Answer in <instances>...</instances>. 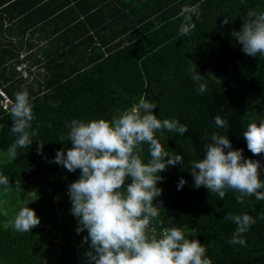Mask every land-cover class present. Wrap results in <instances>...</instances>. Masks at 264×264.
<instances>
[{"label": "trees", "instance_id": "trees-1", "mask_svg": "<svg viewBox=\"0 0 264 264\" xmlns=\"http://www.w3.org/2000/svg\"><path fill=\"white\" fill-rule=\"evenodd\" d=\"M250 9L264 11V0H0V90L10 101L0 103V174L9 177L8 187L0 185V264H87L88 245L81 246L87 231L77 235L68 196L80 170L52 161L71 147L66 122L110 120L141 97L156 102L161 121L188 128L184 135L156 132L164 150L183 155L184 163L160 173L163 192L154 204L162 206L150 228L159 234L186 226V237L205 246L212 264H264V201L246 196L237 203L232 190L220 200L195 188L189 171L211 142L205 133L227 135L234 149L255 157L242 134L264 120V56L243 53L231 36ZM187 17L195 26L182 35ZM192 63L206 80L193 81ZM199 83L207 84L203 94ZM23 90L33 105L29 131L37 135L13 160L11 108ZM217 115L227 120L226 132L215 126ZM142 147L147 162L149 146ZM181 178L187 183L178 190ZM26 205L41 223L23 233L6 228ZM227 213L256 218L239 237L244 245L230 242L237 225L223 218Z\"/></svg>", "mask_w": 264, "mask_h": 264}, {"label": "clouds", "instance_id": "clouds-1", "mask_svg": "<svg viewBox=\"0 0 264 264\" xmlns=\"http://www.w3.org/2000/svg\"><path fill=\"white\" fill-rule=\"evenodd\" d=\"M244 20L239 31L231 32L232 38L248 56H264V11L250 9ZM223 24H228V20L224 19ZM194 26L192 17H187L180 33L186 35ZM190 71L193 81L206 80L195 64L192 63ZM206 91L207 84L199 83L198 92ZM156 108V102L141 97L138 103L110 120L66 122L71 147L57 151L52 162L68 172L80 170L79 178L68 187V196L71 215L78 221L77 235L87 231L81 245H88L83 253L87 264H212L205 246L199 240L186 237L189 231L186 226L163 228L159 234L150 228L162 206L154 204L163 192L157 187L164 179L160 173L169 166L184 163L183 155L164 150L156 132L166 129L184 135L188 131L177 119H158L153 114ZM11 116V132L17 139L7 149V156L14 160L17 149L28 148L37 135L35 130L29 131L34 115L27 90L16 93ZM214 124L225 132L229 128L227 120L219 115L214 117ZM242 135L254 156L264 153V120L249 123ZM205 139L211 142L204 146V158L190 162L194 187H204L220 200L232 190L239 193L237 203L246 196L264 201V191H261L264 180L260 179L264 166L258 160L246 158L243 149H234L227 135L213 132L209 137L205 133ZM144 144L149 146L147 162L141 156ZM43 146L39 143L38 154L42 153ZM128 180L131 182L126 183ZM186 183L181 178L178 190ZM0 185L8 187L9 177L0 174ZM223 218L237 225L230 242L244 245L246 241L239 237L256 223V218L246 213H227ZM40 223L36 212L26 205L5 227L23 233Z\"/></svg>", "mask_w": 264, "mask_h": 264}, {"label": "built area", "instance_id": "built-area-1", "mask_svg": "<svg viewBox=\"0 0 264 264\" xmlns=\"http://www.w3.org/2000/svg\"><path fill=\"white\" fill-rule=\"evenodd\" d=\"M0 103L2 104L3 107H6L7 105H9L10 101L8 100V98L4 95L3 91L0 90Z\"/></svg>", "mask_w": 264, "mask_h": 264}, {"label": "water", "instance_id": "water-1", "mask_svg": "<svg viewBox=\"0 0 264 264\" xmlns=\"http://www.w3.org/2000/svg\"><path fill=\"white\" fill-rule=\"evenodd\" d=\"M253 160H258L259 162L264 161V157L255 156ZM260 178L264 179V175L260 173Z\"/></svg>", "mask_w": 264, "mask_h": 264}]
</instances>
